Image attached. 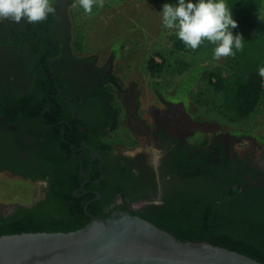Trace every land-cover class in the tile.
<instances>
[{"label": "flooded vegetation", "instance_id": "flooded-vegetation-1", "mask_svg": "<svg viewBox=\"0 0 264 264\" xmlns=\"http://www.w3.org/2000/svg\"><path fill=\"white\" fill-rule=\"evenodd\" d=\"M67 1L52 2L56 14L41 23L0 20V174L33 191L13 211L70 202L91 221L119 211L140 216L193 187L215 194L264 189V135L257 127L227 128L193 114L153 84L146 99L137 78L126 70L114 74V58L99 64L69 43ZM59 73L70 89L71 111L67 120L49 123L48 112L54 121L60 112L46 106L50 94L36 87L42 76L53 82L50 74ZM30 89L37 92L20 105L16 93Z\"/></svg>", "mask_w": 264, "mask_h": 264}, {"label": "trees", "instance_id": "trees-1", "mask_svg": "<svg viewBox=\"0 0 264 264\" xmlns=\"http://www.w3.org/2000/svg\"><path fill=\"white\" fill-rule=\"evenodd\" d=\"M51 1L58 3L62 0ZM159 2L163 7L165 3L175 4L178 0ZM225 2L233 13V19L238 22V27L232 29L233 34H242L244 38L243 51H237L235 57H226L224 65L210 68L204 62L213 59L215 45L205 41L198 49L192 50L175 34L173 47L167 53L157 54L161 62L150 60L149 68L153 76L165 73L177 76L169 84H153V87L159 86V90H168L169 99L184 101L187 107L196 102L201 112L197 110L194 113H203L228 125L264 113V78L258 71L264 67V0ZM82 41L79 38L75 42L77 49L81 50ZM59 54L60 49H57L53 58ZM49 77L53 82L47 91L50 98H45L46 106L53 112H60V115L54 121L50 119L53 115L49 111L48 122L58 123L61 119L67 120L70 114V89L64 84L66 79L62 73L50 74ZM55 84L60 87L57 91H54ZM187 88L189 96L186 95ZM31 91L37 92L30 89L27 93ZM22 92L20 90L16 95L22 96ZM27 97L29 99V94L25 99ZM249 129L253 131L252 127ZM32 195L33 191H23L10 199L27 204ZM68 203L67 207L61 204L18 206L7 217L0 215V236L25 232H71L85 227L90 219H83V207ZM140 216L184 241H208L264 263V189L252 187L241 191V188L234 187L230 192L227 189L215 194L207 188L193 187L182 194L176 193L166 204L148 209Z\"/></svg>", "mask_w": 264, "mask_h": 264}, {"label": "water", "instance_id": "water-1", "mask_svg": "<svg viewBox=\"0 0 264 264\" xmlns=\"http://www.w3.org/2000/svg\"><path fill=\"white\" fill-rule=\"evenodd\" d=\"M0 264H264L208 241L179 239L129 212L93 219L71 232L0 236Z\"/></svg>", "mask_w": 264, "mask_h": 264}, {"label": "rangeland", "instance_id": "rangeland-1", "mask_svg": "<svg viewBox=\"0 0 264 264\" xmlns=\"http://www.w3.org/2000/svg\"><path fill=\"white\" fill-rule=\"evenodd\" d=\"M65 6L69 22V43L76 48L74 43L79 38L82 39L81 52L80 49H78V52L82 53L83 57H97L99 64L110 62L111 58H114V74L120 76L126 70L131 76L137 78L146 99L153 96V91L151 90L155 87L153 88L152 84L155 85V83L161 82L166 85L177 78V76L167 73L159 77L153 76L149 68L150 60L162 61L157 54L167 53L173 47V38L175 36L174 29L163 27L162 5L159 0H104V7L94 6L91 15L87 14L79 6V0H69ZM29 27L34 30V26ZM22 37H28V39L33 41V38H30L26 32L22 34ZM121 43L122 47H119ZM114 53L115 57L112 55ZM77 56L79 57V55ZM225 61L226 58L219 60L210 58L204 64L214 68L224 65ZM41 69H44V65H42ZM44 78L45 76H42L37 87L48 91L51 85L49 79L45 81ZM130 83L131 81H127L126 86H129ZM160 91L167 97L168 90ZM188 92L187 88V96H189ZM26 95L27 92L22 94L19 104L25 105L27 103L29 99L28 97L25 99ZM183 95L184 92L181 96ZM185 101L188 103L187 100ZM192 103L194 104L188 106V109L198 112V103ZM34 105L42 106L40 102ZM29 106L30 102L26 107ZM199 112L201 111L199 110ZM123 127L125 128V125ZM251 127H257L256 132L264 135V113H259L239 123L227 125V128L239 130H247ZM26 189L28 187L21 182L0 174V215L12 212L13 207L17 203L23 204L21 201L10 198L17 196L19 192H23Z\"/></svg>", "mask_w": 264, "mask_h": 264}, {"label": "clouds", "instance_id": "clouds-1", "mask_svg": "<svg viewBox=\"0 0 264 264\" xmlns=\"http://www.w3.org/2000/svg\"><path fill=\"white\" fill-rule=\"evenodd\" d=\"M79 6L91 15L94 6L104 7V0H79ZM161 13L163 27L174 29L178 39L192 50L207 41L215 45V60L235 57L237 51H243L244 38L233 34L238 22L225 0H178L175 4L165 3ZM55 14L51 0H0V20L36 24ZM258 71L264 78V67Z\"/></svg>", "mask_w": 264, "mask_h": 264}]
</instances>
